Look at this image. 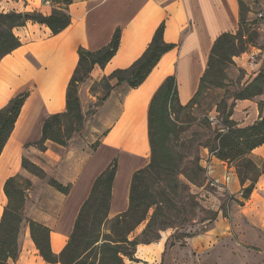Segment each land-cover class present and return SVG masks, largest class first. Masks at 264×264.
Segmentation results:
<instances>
[{"label": "crops", "instance_id": "obj_1", "mask_svg": "<svg viewBox=\"0 0 264 264\" xmlns=\"http://www.w3.org/2000/svg\"><path fill=\"white\" fill-rule=\"evenodd\" d=\"M45 1L0 0V9L50 15L55 6H47ZM68 12L71 24L56 36L48 27L32 22L16 29L22 46L0 60V109L18 94L30 91L0 157V217L6 200L4 186L9 178L26 176L33 186L39 185L23 169V157L28 152L29 160L44 170L48 180L69 187L66 195L48 182L42 183V201L29 217L51 229L55 254L66 246L96 179L114 160L118 170L109 218L128 210L133 175L145 168L151 158L149 108L154 95L168 77L175 76L180 102L187 105L199 90L215 41L224 33L235 34L240 23L239 0H72ZM163 22L164 40L175 48L163 56L139 88L131 89L126 83L116 87L98 107L87 136L73 138L67 147L50 141L43 151L26 147L41 139L49 116L66 112L67 89L79 64V48L99 51L121 29L115 56L104 68L95 66L90 79L79 88L84 109L83 97L89 93V84L131 67L145 53ZM238 60L243 61L239 57ZM247 102L258 109L259 118L258 102L244 100L237 102V106L246 107ZM253 156L264 159V145L254 150ZM212 159L214 164H223L215 157ZM29 231L25 246L29 242V249L37 251ZM161 250V246L139 245L137 258L158 256Z\"/></svg>", "mask_w": 264, "mask_h": 264}, {"label": "trees", "instance_id": "obj_2", "mask_svg": "<svg viewBox=\"0 0 264 264\" xmlns=\"http://www.w3.org/2000/svg\"><path fill=\"white\" fill-rule=\"evenodd\" d=\"M55 6L50 15L41 12H3L0 11V60L22 46L15 30L28 23L48 27L54 36L66 30L71 24L68 7L72 0H49ZM240 4L239 30L224 33L215 41L203 75L199 90L187 105H182L175 76L168 77L154 95L149 108V141L151 158L149 164L133 175L129 208L126 212L109 218L112 189L118 170L117 160L96 179L91 194L83 204L75 221L69 240L60 254H55L51 245V229L25 214V188L20 183L21 175L9 178L4 186L8 199L0 221V264L16 263L21 250V232L25 226L30 230V238L47 264H126L125 260L139 262L135 257L139 245H150L161 239V231L168 228L178 229L188 222V216L194 212V197L188 185L179 180L183 156L176 152L172 142L177 136V121L173 115L187 113L195 106L199 98L209 87H225L230 66L235 65L234 58L247 52L253 46V21L248 18L249 10L242 0ZM254 23V24H253ZM165 23L156 30L149 47L131 67L114 71L101 81L105 85L106 95L122 84L131 89L139 88L157 67L165 54L175 48L164 40ZM255 35V36H254ZM121 40L118 28L110 44L99 51L92 52L79 48V64L67 89L66 112L49 116L42 129L39 141L28 144L45 150L50 141L67 147L74 135L79 134L85 125L79 88L90 79L95 66L104 68L117 53ZM264 94V67L250 82L233 95V104L228 111L224 105L221 113L224 128L211 140V154L217 160L230 164L242 186V198L250 199L259 179L264 176V159L256 161L254 150L264 145V101L259 102L260 117L251 125L239 126L232 120L233 106L236 102L254 100ZM30 96L26 90L15 96L7 106L0 109V157L15 129L22 108ZM24 170L47 178L38 165L23 158ZM51 186L63 194L69 193L54 179ZM31 186L27 182V187ZM146 225L140 236L133 237L141 225ZM188 238L194 233L186 235ZM181 241L178 230L172 236Z\"/></svg>", "mask_w": 264, "mask_h": 264}, {"label": "rangeland", "instance_id": "obj_3", "mask_svg": "<svg viewBox=\"0 0 264 264\" xmlns=\"http://www.w3.org/2000/svg\"><path fill=\"white\" fill-rule=\"evenodd\" d=\"M242 1L249 10V20L255 23L253 28L256 31L253 30V33H257V36L254 35L253 46L238 56L243 61L234 58L235 65L226 71L227 86L209 87L190 111L173 115L178 133L172 145L184 157L179 180L188 185L194 197L195 210L189 214L184 226L161 231V239L150 244L162 247L160 255L137 258L140 254L136 253L139 262L126 259V264H264V176L259 179L250 199L244 200L234 167L227 163L214 164L211 154V140L225 127L221 114L224 105H228L229 111L233 95L264 67V0ZM88 88L89 93L83 97L84 129L73 138L87 136L106 95L102 82L90 83ZM259 98L264 99V94ZM259 98L251 100V103L258 102L259 105ZM247 103L248 106L242 108L237 106V102L233 106L231 119L239 126L251 125L258 119V109L256 111L253 109L255 106ZM36 149L43 151L39 147ZM29 157L26 152L23 158L30 161ZM254 159L258 162L262 160L259 156H254ZM123 164L126 166L127 160ZM25 173L39 184L35 187L30 178H20L25 188V214L30 217L42 201V183H50V180L39 178L27 170ZM27 182L31 186L27 187ZM7 203L6 197L3 207ZM145 226L141 225L133 237L140 236ZM177 230L181 241H185L183 245L172 238ZM27 231L28 227L25 226L21 232L22 252L15 264H47L38 251L29 249V242L25 246ZM190 233H194V236L188 238L186 235Z\"/></svg>", "mask_w": 264, "mask_h": 264}, {"label": "built area", "instance_id": "obj_4", "mask_svg": "<svg viewBox=\"0 0 264 264\" xmlns=\"http://www.w3.org/2000/svg\"><path fill=\"white\" fill-rule=\"evenodd\" d=\"M45 3L47 6H52V3L49 0H46Z\"/></svg>", "mask_w": 264, "mask_h": 264}]
</instances>
